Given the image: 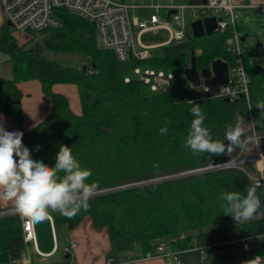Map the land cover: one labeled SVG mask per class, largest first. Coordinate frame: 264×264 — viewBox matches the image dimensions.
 <instances>
[{"label":"trees","instance_id":"1","mask_svg":"<svg viewBox=\"0 0 264 264\" xmlns=\"http://www.w3.org/2000/svg\"><path fill=\"white\" fill-rule=\"evenodd\" d=\"M175 1L201 4L204 0ZM55 15L61 27L27 33L45 35L39 46L17 41L10 27H0V54L9 57L12 71V79H0V114L20 125L23 110L17 84L38 81L51 104V112L23 133V144L34 159H42L50 166L55 163L59 146H69L81 166L91 169L87 182L97 183L96 192L112 191L92 196L90 208L72 219L52 212L53 223L73 228L89 217L93 227L105 230L111 241H168L185 233V237L174 242L182 251L190 249L192 241L207 247L242 240L249 245L247 262L256 255L264 256V216L237 223L231 215L223 214L221 207L223 193L246 195L247 188L256 185L249 176L257 175V168L245 163L246 173L234 168L188 173L234 159L241 149L231 156H209L194 154L184 146L194 119L190 112L193 105L188 102L192 100L200 104L205 113L204 126L215 139L223 140L227 126L244 118L246 136L252 135L253 123L264 151V113L255 107L258 101H264V66L252 62L254 50L242 43V60L249 81L247 106L244 98L226 102L215 96L212 90L217 84L213 77L212 90L201 93L190 88L184 78L191 50L199 71L217 59L229 67L234 64L235 54L225 45L227 32L214 31L197 39L188 30L184 41L163 46L158 56L120 63L113 52L97 47L92 22L63 10L55 11ZM236 29L244 35L246 27L238 23ZM43 51L79 55L87 60L85 72L82 67L51 61ZM144 66L172 72L171 91L150 92L136 77H129L133 68ZM89 68L94 73L90 74ZM125 77L130 81L125 82ZM59 84L75 87L78 114L71 110L66 96L53 90ZM165 121H170L166 135L159 131L165 127ZM37 145L39 151L35 150ZM247 147L253 149V143ZM257 195L264 204L262 187L257 188ZM217 225L221 227L203 230ZM24 246L21 216H0V264H13Z\"/></svg>","mask_w":264,"mask_h":264},{"label":"built area","instance_id":"2","mask_svg":"<svg viewBox=\"0 0 264 264\" xmlns=\"http://www.w3.org/2000/svg\"><path fill=\"white\" fill-rule=\"evenodd\" d=\"M140 4H128L124 0H0V13L4 22H9L10 28L14 32L33 33L45 29H56L61 27L55 11L63 10L79 16L92 22L95 25L96 43L99 49L109 50L114 53L120 63H126L130 60H146L151 56V50L160 48L171 43L177 44L186 38L189 26L185 23L184 11H190V22L196 19L214 17L216 19V29L219 33L227 32L225 39L227 50L234 53L236 61L229 67V80L227 84L216 86L214 90L211 87L203 86L189 87L198 92L213 91L217 97L226 98L234 101L238 98H244L249 106V81L246 74L242 53L243 46L241 34L237 32L236 11L254 10L264 12V3L260 5L253 4H233L231 0H204L201 4L178 3L174 0H141ZM151 9L154 12L148 19H139L137 16L128 18L129 11L138 9ZM167 11L166 16L159 14V10ZM174 11V13H170ZM159 30L167 32V38L163 42L156 44H143L142 35L148 32L155 33ZM90 74L94 73L92 68L88 69ZM132 72L137 75V80L152 92L169 93L171 91L174 75L162 70L156 71L148 68L141 70L140 67L133 68ZM125 82L130 78L125 77ZM252 135L254 132L253 123L251 124ZM245 163H252L257 168V175L249 177L257 184L260 183L264 189V152L257 142L253 141V149L245 153L240 150L238 155L229 161L203 169L192 171L198 173L203 171L221 170V169H243ZM112 190H104L93 194H102ZM16 213L15 209L7 212H0V216ZM22 235L25 244H31L36 250L35 234L33 222L27 218L21 217ZM178 239L168 240L157 244L152 251L144 255H137L131 252L129 255L134 260H148L160 258L171 264H181L182 250L174 249V242ZM74 247V244H71ZM244 247L248 250L245 242ZM191 248L198 250L201 254L203 247L191 242ZM257 257V256H255ZM254 257V260H255ZM24 262L23 254L19 260ZM106 264H113L112 259H108Z\"/></svg>","mask_w":264,"mask_h":264},{"label":"clouds","instance_id":"3","mask_svg":"<svg viewBox=\"0 0 264 264\" xmlns=\"http://www.w3.org/2000/svg\"><path fill=\"white\" fill-rule=\"evenodd\" d=\"M193 106L185 147L194 154L207 153L209 156H231L236 149H244L261 138L246 136L244 118L227 126L224 139H215L204 126L205 113L196 101H188ZM256 109L264 113V101L256 103ZM160 128L167 134V124ZM23 132L7 131L0 123V199L13 203L15 212L32 222H42L50 218L52 212L72 219L81 210L90 208L89 200L97 190V183H88L91 169L82 167L74 157L72 148L61 144L56 153L55 163L50 166L42 159H34L30 149L22 142ZM227 141V143H225ZM40 146H36L39 151ZM63 173V176L60 175ZM258 182L249 186L246 195L240 192H225L221 199L223 214L231 215L237 223H246L257 215L264 216V204L257 195ZM260 257H255L259 261Z\"/></svg>","mask_w":264,"mask_h":264},{"label":"crops","instance_id":"4","mask_svg":"<svg viewBox=\"0 0 264 264\" xmlns=\"http://www.w3.org/2000/svg\"><path fill=\"white\" fill-rule=\"evenodd\" d=\"M231 1L233 4L246 3L260 5L264 3V0ZM135 11H132V16H137L134 14ZM260 12L262 11H239V16L245 17L244 21L239 24L242 26L248 25L249 19H251L250 15H256V13ZM1 21H3V19L0 13V22ZM185 23L188 28L190 19L187 23L185 18ZM241 36L245 35L242 34ZM244 38V42H246V36ZM5 57V66L0 69V79L8 80L12 79V71L9 57L7 55ZM17 85L23 110V122L18 125L11 118L0 114V123H3L7 131H21L24 133L49 115L51 112V104L42 93L38 81L31 80L18 83ZM61 86L63 85H55L53 90L59 93V89L62 88L58 87ZM72 87L77 97V91L74 86ZM71 110L74 113L76 112L72 108ZM79 111L76 114H78ZM11 210H14L13 203L0 199V212ZM33 227L36 250L32 248L31 244H25L21 252L25 261H18L13 264H106L108 259H112L113 264H171L160 258L134 260L129 255L131 252L140 256L144 255L152 251L157 244L166 241L139 243L129 239L111 241L105 230H99L93 227L89 217H84L75 227L69 228L63 223L54 224L50 215L49 219L42 222H33ZM245 242L246 241L242 240H234L216 246H204L202 254L196 249H187L182 251L180 255L181 264H264V256H259V261H255L254 258L250 262L246 261L245 254L247 250L244 247ZM246 243L248 245V242ZM71 244L75 246L72 247ZM174 249L179 250L175 245ZM20 257L16 260H19Z\"/></svg>","mask_w":264,"mask_h":264},{"label":"rangeland","instance_id":"5","mask_svg":"<svg viewBox=\"0 0 264 264\" xmlns=\"http://www.w3.org/2000/svg\"><path fill=\"white\" fill-rule=\"evenodd\" d=\"M125 3L128 4H140L142 1L141 0H124ZM178 3H183V2H179L176 1ZM151 12H154L151 9H138L134 12L135 15H137V17L139 19H148L149 15L151 14ZM167 11H165L164 9H160L159 10V14L162 16H166ZM132 11H129L128 13V18L131 19L132 18ZM236 15H237V22H243L245 17H240L238 12L236 11ZM191 16V12L190 11H184V17L187 20V23L189 22ZM249 19V23L248 25H245L246 30L244 32V35L246 36V46L250 47L251 49L254 50L255 52V56L253 57L252 62L254 64H257L259 66H264V12H260V13H256L255 14H251ZM5 24L4 21L0 22V27ZM189 26V25H188ZM11 29V28H10ZM14 37L17 41H26V43H28V46H32L33 44H35L36 46L40 45V40H42L44 38L45 35L43 34H37V35H30L27 33H19V32H13ZM32 36V37H31ZM30 38H33L32 41H28L30 40ZM167 38V32L165 30H159L156 33H145L142 35L141 41L143 44H152V43H157V42H162L164 40H166ZM161 48H156L151 50V55L152 56H158L161 53ZM45 57H47L49 60L54 61L56 63H59L60 65L63 66H69V67H74V68H78L80 69L83 65L87 64V60L82 58L79 55H75V54H67V53H53V52H47V51H43ZM6 55L1 53V61H0V69L1 67L5 66V57ZM154 69L156 71L162 70L166 73H172V72H167L166 70L163 69H159L157 67H150V66H144L141 68V70H145V69ZM129 77L135 78L137 77L136 74H134L132 71L128 74ZM202 85L203 86H208L211 87L212 85V79L211 78H207V79H202ZM58 88H62L59 89V93L66 96L69 104H70V108L74 109V111H76L75 113H77L79 111V105H78V100L75 94V91L72 89V86H67V85H63L61 87ZM148 88V87H147ZM148 91L152 92L149 88ZM252 149L250 148H245V153L250 152ZM264 152V151H263ZM232 169V168H231ZM235 169V168H234ZM191 173V172H188ZM186 173V174H188ZM196 173V172H194ZM178 177V176H175ZM169 178V177H167ZM167 178H162L163 179H167ZM172 178V177H170ZM149 183V182H146ZM145 184V183H144ZM141 185V184H138ZM136 185V186H138ZM132 186V185H131ZM135 186V185H133ZM132 186V187H133ZM217 227H221L220 225L217 226H212V227H207L204 228L203 230H211V229H215ZM185 233L179 235V237H185ZM177 237H173L172 239L176 240Z\"/></svg>","mask_w":264,"mask_h":264},{"label":"water","instance_id":"6","mask_svg":"<svg viewBox=\"0 0 264 264\" xmlns=\"http://www.w3.org/2000/svg\"><path fill=\"white\" fill-rule=\"evenodd\" d=\"M170 13H174L171 11ZM6 26H10L9 22H5ZM190 33L193 38H202L210 36L216 29V19L214 17H206L202 19H196L189 24ZM244 36L241 37V41L244 42ZM190 66L184 70V78L193 87H199L202 79L213 77L217 86L227 84L229 80V69L226 62L217 59L211 62L208 68L197 70L195 66V55L193 50L190 52ZM94 68V67H93ZM86 66H82V72L84 73ZM224 101L229 100L224 98Z\"/></svg>","mask_w":264,"mask_h":264}]
</instances>
